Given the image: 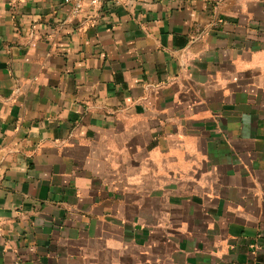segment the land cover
<instances>
[{
    "label": "crops",
    "instance_id": "1",
    "mask_svg": "<svg viewBox=\"0 0 264 264\" xmlns=\"http://www.w3.org/2000/svg\"><path fill=\"white\" fill-rule=\"evenodd\" d=\"M0 264H264V0H0Z\"/></svg>",
    "mask_w": 264,
    "mask_h": 264
},
{
    "label": "built area",
    "instance_id": "2",
    "mask_svg": "<svg viewBox=\"0 0 264 264\" xmlns=\"http://www.w3.org/2000/svg\"><path fill=\"white\" fill-rule=\"evenodd\" d=\"M66 3H70L72 7V13L74 16L79 15L90 7H97L106 2H114L118 0H64Z\"/></svg>",
    "mask_w": 264,
    "mask_h": 264
}]
</instances>
